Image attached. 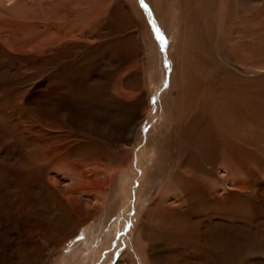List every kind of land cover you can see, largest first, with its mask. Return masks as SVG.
I'll return each instance as SVG.
<instances>
[{
	"label": "rangeland",
	"instance_id": "rangeland-1",
	"mask_svg": "<svg viewBox=\"0 0 264 264\" xmlns=\"http://www.w3.org/2000/svg\"><path fill=\"white\" fill-rule=\"evenodd\" d=\"M69 1L59 0L60 3L57 6L54 4L47 10L38 3L28 6L29 0H0V46L5 48L4 56L0 57L3 58V63L0 62V135L11 132L9 126L5 125L9 115L23 114L27 105L30 104L44 108L51 107L56 98L61 100H58L59 105L73 109L82 118L95 116L98 118V120L95 119L97 124L107 122L115 124L114 126L121 123L124 110L114 109V103L109 105L102 103L101 98H98L102 94L101 88L110 89L121 97L125 96L129 102L138 100L143 92H146L148 102L143 109V118L139 120L135 128L132 141L124 143L130 157H128L127 171L121 178L115 198L120 204L119 213L109 217V222L104 223V228L97 226L101 214L94 216L91 222L89 221L90 224L81 228L75 236L63 243L48 264H118L120 261L128 264L126 257L129 253H133L131 252L132 239L147 208L167 187L173 165L177 162L175 158L183 157L195 158L197 163L202 165L205 174L200 176V181L202 180L201 182L214 199L236 204L238 200L231 199L232 194H243L240 200L242 206L239 210L217 215H215L217 212L214 214L209 212L203 216L207 230L211 228L212 232L214 231V234L209 237L211 242L207 246L208 257H210L208 264H231L232 262L241 264L250 258L252 259L250 264H264V97H258V94H261L259 91L261 85L255 81L253 75L255 69L239 61L236 63L237 60L232 51L233 42H237L235 40L237 30L243 28L241 21L246 17L244 11L255 13L256 6L249 2L237 4L235 0H194L196 6L190 10L189 22H187L186 50L189 63L191 62L194 69V76L199 81L200 87L205 86L208 93L206 96L211 99V102L207 99L202 105H196L194 101H188L186 109L193 112V119H197V115H206V117L184 125L185 119L179 123L175 118H171L165 109L167 100L177 99L180 94L179 89L176 88L177 85L173 87L171 84L173 72L171 67L174 63L176 64L175 58L178 60L184 41L182 36L184 17L180 0H124L126 4L137 9V17L145 24L142 37L138 41L142 47L140 57L129 51L132 46L131 30L125 22H120L122 11L117 8L118 0H75L80 3L77 9L80 21L77 24L68 22L67 26L69 28L90 27L87 23L93 21L94 25L102 31L98 33L95 26L94 31L97 34L94 33L90 37H85L84 41H80L84 42L82 45H90L89 47L78 44L81 47L79 48L81 55L79 54L75 62L82 67L81 72L77 74L70 69L75 66L71 60L74 58H66L61 65H52L48 69L47 66H40L41 60H45V63L47 61L45 55L36 54V51L32 52L29 49L20 50L18 46H12L10 39L21 35L27 40L26 47H29L28 44L31 42L37 44L39 41L37 37L44 29L43 25L46 21L52 19L54 21L65 9L70 8ZM241 5L245 6L241 7ZM5 22L21 25L27 23L28 27L7 38V34L12 29L7 27V30H3L2 25ZM104 34L106 37L100 38L101 43H98L97 37ZM94 44L101 45L96 52L93 50L94 47H91ZM255 48L264 51V42L256 43ZM34 54L40 56V59L33 58ZM95 54L97 58L100 57L99 61H96L91 68L84 66ZM198 56L207 57L210 68L205 70L198 68L196 66ZM151 65L155 66V70L149 69ZM135 73L143 75L142 85H135V88L126 86L124 84L126 78ZM224 74L233 75L232 85L226 84L225 87L221 85L219 79ZM262 91H264L263 84ZM72 93H74L73 96ZM89 93L97 97L94 98ZM233 97L238 105L231 101ZM88 104L93 105L90 107ZM243 123L247 124L246 131H250L253 138L259 136V139H253L249 134L248 137L240 136L242 139H236L234 132L243 129ZM139 132L140 139L137 138ZM199 137L202 139L200 140ZM173 145L177 146L175 151H172ZM2 157L0 156V159ZM216 158H219V162ZM213 160L215 164L212 163ZM49 174L50 177H54L55 171ZM184 174L189 176L191 173L184 172ZM68 184V180L61 182V185L65 187ZM37 201L40 203L43 201L39 194H36L33 199V208L37 207ZM93 204L96 203L93 202ZM210 205L215 209L213 201ZM11 215V219L17 220L13 212ZM38 215L39 213H32L31 209L28 214L21 215L18 220L24 222L29 216L32 223H28L23 231H33V237H36L38 234L36 231H40L43 228L41 224H44L40 221L42 217L39 219L40 215ZM10 218L3 214L1 216L2 222ZM46 219L50 227L56 230L61 228V219L52 220V222ZM161 220L159 217L151 224H155L156 229L164 228L165 224ZM9 225L2 226L3 231L0 232V264H18L22 258L21 254L23 255L21 245L18 246V251L15 249L17 242L14 241V235L6 232ZM110 227L116 228L111 230ZM190 239L191 236L189 238L187 236L184 244H181L183 242L181 240H178L177 244L183 246L186 252L195 250V245ZM46 240L42 239L41 243L44 245ZM218 241L221 243L219 244ZM13 250L18 252L17 256L12 252ZM192 264H195V261Z\"/></svg>",
	"mask_w": 264,
	"mask_h": 264
},
{
	"label": "bare ground",
	"instance_id": "bare-ground-1",
	"mask_svg": "<svg viewBox=\"0 0 264 264\" xmlns=\"http://www.w3.org/2000/svg\"><path fill=\"white\" fill-rule=\"evenodd\" d=\"M29 1L30 2L27 3L28 6L33 3L37 5L38 3L47 10L52 8L54 4L57 6L60 3L59 0ZM236 1L237 4L239 2L242 4H244V2H249L253 6H256L254 7L255 13H249L250 11L248 10L244 11L246 17L241 21L243 28L237 30L238 34L235 39L237 42L232 41L234 43L232 44V51L237 60L236 63L239 61L243 65L255 69L253 74L255 76V81L261 85L259 90L261 94H258V97L262 98L264 97V91H262V84L264 85V51H259L255 48V45L258 42H264V0H235V2ZM117 2H119L118 4L116 3L118 6L117 8L122 11V15L120 14L122 20L120 22H125L129 30H131L130 42L132 46L129 51L133 53V55L140 57L142 54V47L138 41H140L142 37L141 34L145 29V24L137 17V9L131 5L130 7L124 0H118ZM210 3L211 2H209V5H211ZM69 4L71 5H68L70 8L68 7V9H65L54 21H52V18V20L47 18L50 21L45 20L46 23L43 25L44 29H42L41 35L37 37L39 40L37 44L30 41L31 43L28 44L29 47H26L27 40L25 37L21 35L13 36L20 30L26 29V27H28L26 26L27 23L21 25L19 23L5 22L2 25L4 26L3 30H7V27L12 29H9L10 32L7 34V38L13 36L10 38L12 46H18L20 50L29 49L32 52L36 51V54L45 55L47 61L45 63V60H41L40 66H47L48 69H50L52 65H61L66 58H74L71 60L75 66L70 69L77 74L81 72L80 68L82 67L81 64H76L75 62L80 54L81 47L79 45H86H82L84 42L80 41H84L85 37H90L94 34L96 25H94L95 23L93 21H90L87 23L90 27L75 26V28H69L67 26L68 22L77 24L80 21L79 12L77 10L80 7V3L75 0H70ZM180 6L184 17V30L182 35L184 41L179 58L178 60L175 58L176 64L174 63L171 67L173 68L171 84L173 87L177 85L176 88L179 89L180 94L177 99L169 98L165 103V109L168 114H170L171 118H175L179 123H182L185 119L183 124L189 125L191 122H195V120L205 118L206 115H197V119H193L194 114L191 110L186 109V105L191 101H194L196 105H202L208 99V96H206L208 93L205 90V86L204 88H202V85V87H200L199 81L195 78L194 69L190 64L191 62L189 63L188 52L186 50L188 16L190 10L195 8L196 4L194 0H180ZM242 6L245 5H241V7ZM126 10H128V12ZM124 11L125 13H123ZM96 30L98 33L101 31L97 26ZM208 33L210 32L208 31ZM96 34L97 33H95V35ZM102 37H106L105 34L95 39L96 41L98 40V43H101L100 38ZM93 43H95V41H93ZM99 46L101 45L94 44L91 47H94L93 50L96 52ZM215 48L216 47H214V49ZM4 54L5 48L0 46V57L2 55L4 56ZM33 58L40 59V56L34 54ZM99 59L100 57L97 58L95 54L93 58L87 60L88 62H86L84 66L87 65L91 68ZM54 61H56L57 64ZM0 62L1 64L3 63V58H0ZM197 63L198 65L196 66L202 70L210 68L208 67L209 62L207 57L203 58L198 56ZM149 69L155 70V66L151 65ZM232 76L233 75L230 74L222 75L219 79L221 85L224 87L226 84L232 85ZM95 77L93 78L95 79ZM142 81L143 75L141 73H135L129 75L124 84L135 88V85L141 86L143 83ZM81 86H83V84ZM81 89H83V87ZM101 89L102 94L98 98H101L100 101L102 103L105 102L108 105L114 103V109L118 111L124 110L121 123L116 126H114L115 124L107 122L97 124L95 119L98 120V118L95 116L82 118V116H78L73 109H67L59 105L58 100L60 98H56V101L52 102L51 107L48 108L26 104L27 109L23 114L20 113L18 116L9 115L8 120H5V125L9 126L11 132L8 134L1 133L0 135V156H3L2 159H0V232L3 231L1 230L2 226L10 224L6 232L14 235V241L15 243L17 242L15 249L18 251V246L21 245L23 250V255L21 254L22 258H20L19 263L17 261L18 264H48L57 250L63 246V243L68 238L75 236L81 228L90 224L89 221L94 216L101 214L98 221L99 225L97 226L104 228V223L106 221L109 222V217H114L119 213L120 204L115 198L121 178L127 171L128 157H130L126 152L127 150L125 149L126 146L124 143L132 141L135 128L139 120L143 118L142 113L148 102V97L146 92H143L141 98L129 102L125 96L121 97L110 89ZM73 95L74 93H72V96ZM89 95L94 97L92 93H89ZM255 95H257V93ZM96 97L95 95L94 98ZM70 98L71 96L69 99ZM234 98L235 97H233L231 101L235 105H238ZM208 100L211 102L210 98ZM198 111L199 110H197V112ZM110 113L112 112L110 111ZM238 116L241 117V115ZM246 125L245 123L243 129H238L240 132H238V130L234 132V137L236 139H242L240 136L248 137L247 135H250L251 132L246 131ZM139 134L140 132L138 133V139H140ZM256 135L258 134L256 133ZM250 136L253 138L252 134ZM199 139L201 140L202 138L199 137ZM253 139H259V136ZM175 149H177V146L173 145L172 151H175ZM175 159L177 162L173 165L170 181L166 185L167 189H163V191L158 194L157 198L149 205L143 216L142 222L137 228L135 237L132 239L131 252L133 253L131 254L133 255L128 252L129 254L126 257L129 261L128 264H192L194 261L195 264H208L210 257H208L207 246L208 243L211 242L209 241V237L214 234V231L212 232L211 228L207 230L203 216L209 212L213 214L217 212L215 215L233 213L242 206V201L240 200L243 198V194L241 193H233L230 197L231 199L238 200L236 204L211 197L207 187L201 182L202 180L200 181V176L205 174V172L203 171L202 165L197 163L195 158L183 157ZM216 161L219 162V158H216ZM174 163L173 161V164ZM212 163L215 164L214 160ZM51 171H55L54 177H50L49 173ZM184 172H189L191 174L188 176L184 174ZM65 180L69 181L66 187L61 185V182ZM33 189L34 191H32ZM36 194H39L43 201L41 203L37 201V207L33 208L34 204L32 203ZM167 199L170 201L169 203ZM211 201L214 202L216 206L215 209L211 207ZM93 202L96 204L92 205ZM31 209L32 213H39L40 216L38 215V218L40 219L42 217L40 221L44 223L41 224L43 228H41L40 231H36V233H38L36 237L32 236L34 233L33 231H23L28 223H32L29 216L26 217L24 222L18 221L21 215L28 214ZM12 212L17 220L10 218V216L12 217ZM2 214L10 218V220L2 222ZM159 217H161V221L164 222L165 226L164 228H157L159 229L157 230L154 226L155 224H151V222L154 221V219L157 220ZM201 217H203V219ZM230 217H232V215ZM45 219L47 221L51 220V222L52 220L61 219V228L56 230L50 227ZM115 224L116 223H114V225ZM111 227V230L116 228ZM187 236L188 238L191 236L190 240H192L191 242L195 245V250H187L186 252L183 246L177 244L178 240L183 241L181 244H184V242L187 241ZM42 239H47L44 245L41 243ZM218 243L220 244L221 242L218 241ZM16 250L12 252L17 256L18 252H16ZM201 250L204 251L202 252ZM243 262L244 263L241 264H250L252 259H246V261L244 260ZM118 264L123 263L120 261ZM231 264L234 263L232 262Z\"/></svg>",
	"mask_w": 264,
	"mask_h": 264
}]
</instances>
